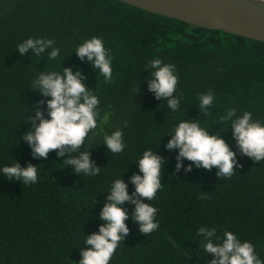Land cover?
<instances>
[{"label":"trees","instance_id":"16d2710c","mask_svg":"<svg viewBox=\"0 0 264 264\" xmlns=\"http://www.w3.org/2000/svg\"><path fill=\"white\" fill-rule=\"evenodd\" d=\"M93 36L103 39L113 62V78L104 81L99 70L75 52ZM32 37L53 39L60 55L50 60L47 49L21 55L17 45ZM154 57L175 66L178 84L173 112L167 99L148 89L153 79L147 67ZM79 71L86 87L98 95V126L76 152L50 150L34 157L23 136L47 117L46 101L32 81L42 72ZM214 94L202 110L198 97ZM237 116L251 112L264 123V42L192 25L120 0H0V165L36 166L38 181L25 185L0 176V264H78L84 236L97 232L99 213L111 182L121 178L131 196L130 177L139 174L136 161L153 149L164 163L161 189L150 201L158 209L159 229L144 235L133 218L129 231L110 264H211L213 255L196 235L200 225L215 227L218 242L224 230L255 246L264 260V160L240 153L231 126L221 117L228 108ZM235 118V117H234ZM196 121L209 134H218L236 153L231 177L216 168H198L182 160L178 149L165 146L180 120ZM124 133L126 147L111 153L103 137ZM87 151L96 176L76 173L66 160ZM191 165V171L186 166ZM136 199H143L139 196ZM147 202V201H145ZM130 214L131 202L121 205Z\"/></svg>","mask_w":264,"mask_h":264},{"label":"clouds","instance_id":"9594fccd","mask_svg":"<svg viewBox=\"0 0 264 264\" xmlns=\"http://www.w3.org/2000/svg\"><path fill=\"white\" fill-rule=\"evenodd\" d=\"M54 45L53 39L29 37L16 48L21 55L29 50L40 54L51 49L48 57L55 60L60 55V48ZM75 52L81 60L86 58L93 68L98 69L104 81H111L112 56L103 39L93 36L83 40L76 45ZM147 67L153 69L150 73L153 79L148 83L149 91L153 92L157 99H167L168 107L176 112L180 99L173 95L178 84L175 66L154 57ZM32 84L39 87L43 96L50 97L45 102L48 118H42V114L36 111L35 117L39 123L36 124L33 120V127L23 136L33 156L46 157L50 150H57V156H63L66 146L70 152H76L85 143L89 133L98 126V95L86 87L79 71L74 73L69 68L63 69L62 73L42 72ZM214 98L212 93L200 95L198 100L201 109L209 108ZM236 113V108H228L221 120L230 124L232 138L240 153L254 161L264 160V123L254 121L251 112L245 111L238 116ZM166 135H169L170 139L165 147L168 150L178 149L177 170L181 168L182 160L191 161L198 168H216L220 177H231L234 174V165L239 167L236 153L230 150L225 140L218 134H209L207 128L202 127L199 122L180 120ZM103 140L113 154L123 152L126 147L124 133L119 129L110 135L105 134ZM135 163L139 174L130 177V183L135 186L134 193L129 195L128 185L121 178L111 182L107 192L108 203L104 204L99 213L102 223L97 232L84 236V242L90 247L81 250L78 264H110L113 254L129 231L125 220L129 219L130 215L138 222L139 230L144 235L159 229V222L156 220L158 209L149 202L154 200L162 187L160 179L164 161L149 148L142 152ZM66 164L71 165L76 173L86 176H96L100 173L87 151L67 159ZM185 170L191 171V165L186 166ZM38 171L39 169L32 165H0V176L6 180L23 182L25 185L38 181ZM137 196L143 199H136ZM124 202H131L135 206L133 213L130 214L121 207ZM216 231L215 227L207 225H200L196 231V235L203 238L204 251L213 255L211 264H264L252 242L241 240L235 232L229 230H224L223 238L214 242Z\"/></svg>","mask_w":264,"mask_h":264},{"label":"water","instance_id":"95a60500","mask_svg":"<svg viewBox=\"0 0 264 264\" xmlns=\"http://www.w3.org/2000/svg\"><path fill=\"white\" fill-rule=\"evenodd\" d=\"M208 29L264 42V0H120Z\"/></svg>","mask_w":264,"mask_h":264}]
</instances>
